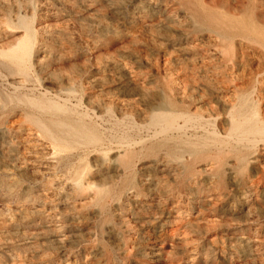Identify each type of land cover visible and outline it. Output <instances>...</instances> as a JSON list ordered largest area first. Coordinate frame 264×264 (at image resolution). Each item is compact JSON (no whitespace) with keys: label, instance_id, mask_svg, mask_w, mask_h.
I'll return each mask as SVG.
<instances>
[{"label":"rangeland","instance_id":"374dc122","mask_svg":"<svg viewBox=\"0 0 264 264\" xmlns=\"http://www.w3.org/2000/svg\"><path fill=\"white\" fill-rule=\"evenodd\" d=\"M204 12L264 31V0H0V264H264L263 144L254 150L257 162L226 179L212 172L210 160L185 156V169L161 152L120 149L147 137L152 112L169 109L191 125L202 118V127L177 120L186 136L215 132L211 141L218 142L229 128L222 102L256 96L264 49L241 38L222 41L194 21ZM13 53L21 64L9 59ZM237 86L243 90L234 94ZM60 120L82 122L103 141L58 151L36 122ZM123 173L137 179L126 185Z\"/></svg>","mask_w":264,"mask_h":264},{"label":"bare ground","instance_id":"6f19581e","mask_svg":"<svg viewBox=\"0 0 264 264\" xmlns=\"http://www.w3.org/2000/svg\"><path fill=\"white\" fill-rule=\"evenodd\" d=\"M138 1V0H137ZM179 1V0H178ZM224 1V0H223ZM226 1V0H225ZM247 1V0H246ZM252 1V0H251ZM261 1V0H260ZM90 2V1H89ZM107 2V1H106ZM153 2V1H152ZM176 2V1H175ZM190 2V1H189ZM188 2V4H189ZM197 2V1H196ZM199 2V0H198ZM163 3V2H162ZM181 3V2H179ZM201 3V2H200ZM204 3V2H203ZM226 3V2H225ZM232 3V2H231ZM262 3V2H261ZM106 4V3H105ZM117 4V3H116ZM121 4V3H120ZM133 4V3H132ZM137 4V3H135ZM141 4V3H140ZM144 4V3H143ZM158 4V3H157ZM195 4V3H194ZM199 4V3H198ZM205 4V3H204ZM229 4V3H228ZM112 5V4H111ZM138 5V4H137ZM151 5V3H150ZM251 5V4H250ZM258 5V4H257ZM118 6V5H117ZM197 6V5H196ZM208 6V5H207ZM211 6V5H210ZM216 6V5H215ZM232 6V5H231ZM240 6V5H239ZM247 6V5H246ZM139 7V6H138ZM184 8V6H181L180 8ZM188 7V6H186ZM191 7V6H190ZM190 7H188L190 9ZM237 7V6H236ZM250 7V6H249ZM254 7V6H253ZM257 7V6H256ZM166 8V7H165ZM197 8V7H196ZM221 8V7H220ZM227 8V7H226ZM243 8V7H242ZM245 8V7H244ZM247 8V7H246ZM251 8V7H250ZM104 9V8H103ZM141 9V8H139ZM160 9V8H159ZM185 9V8H184ZM200 9V8H199ZM235 9V7H234ZM240 9V8H239ZM238 9V10H239ZM248 9V8H247ZM246 9V11H247ZM85 10V9H83ZM146 10V9H145ZM153 10V9H152ZM155 10V9H154ZM241 10V9H240ZM86 11V10H85ZM132 11V10H131ZM180 11V10H179ZM199 11H202V10H199ZM198 11V13H199ZM227 11V10H226ZM78 12V11H77ZM157 12V11H156ZM182 12V11H181ZM186 12V11H185ZM192 12H194L192 10ZM207 12V10H206ZM212 12V11H211ZM222 12V11H221ZM229 12V11H228ZM243 12V11H242ZM248 12V11H247ZM158 13V12H157ZM156 13V14H157ZM187 13V12H186ZM238 13V12H237ZM249 13V12H248ZM255 13V12H254ZM262 13V11H261ZM193 14V13H192ZM191 14V15H192ZM224 14V13H223ZM250 14V13H249ZM253 14V13H252ZM132 15V14H131ZM162 15V14H161ZM248 15V14H247ZM264 15V14H263ZM167 16V15H166ZM198 16V15H197ZM196 16V19L198 18L200 20V22L207 26L209 28V30H211V32L214 33V35H216L218 38H220L222 41H230L231 39L233 38H241V39H244V40H247V41H251L255 44L253 45H256L258 44L262 49H264V31H262L261 29H259L258 27L254 26L252 23H244L242 21H239L238 19L236 20L235 18L234 19H228V18H216L214 16H211V15H208L206 14L205 12L202 13V14H199V16L197 17ZM228 16V15H227ZM252 16V15H250ZM161 17V16H160ZM219 17V16H218ZM230 17V16H229ZM256 17V16H255ZM163 18V17H162ZM166 18V17H164ZM253 18V17H252ZM20 19V18H19ZM160 19V18H159ZM180 19V18H179ZM197 20H194L196 22H199ZM250 19V17H249ZM24 20V19H23ZM158 20V19H157ZM257 20V19H256ZM28 22V20H26ZM193 21V23H194ZM17 22V21H16ZM26 22V23H27ZM165 22V21H164ZM195 22V23H196ZM260 22V21H259ZM186 23V22H185ZM188 23V22H187ZM186 23V24H187ZM255 23V22H254ZM22 24V23H21ZM28 24V23H27ZM33 24V23H32ZM180 24V23H179ZM183 24V23H182ZM180 24V25H182ZM256 24V23H255ZM11 25V23H10ZM23 25V24H22ZM31 25V24H30ZM177 25V24H176ZM198 25V24H197ZM21 26V25H19ZM154 26V25H153ZM166 26V25H164ZM168 26V25H167ZM194 26V25H193ZM200 26V25H199ZM20 28V27H19ZM23 28V27H22ZM29 28V27H28ZM32 28V27H31ZM85 28V27H84ZM88 28V27H87ZM168 28V27H167ZM103 29V28H102ZM133 29V28H132ZM152 29V28H151ZM156 29V28H155ZM154 29V30H155ZM158 29V28H157ZM183 29V28H182ZM205 31L207 30V28H204ZM92 30V29H91ZM90 30V31H91ZM134 30V29H133ZM145 30V29H144ZM170 30V29H169ZM188 30V29H187ZM208 30V31H209ZM28 31V29H27ZM98 31V30H97ZM140 31V30H139ZM146 31V30H145ZM148 31V30H147ZM152 31V30H151ZM31 32V31H30ZM34 32V31H33ZM95 32V31H94ZM101 32V31H100ZM155 32V31H154ZM165 32V31H164ZM173 32V31H172ZM26 36V32H24ZM28 33V32H27ZM41 33V32H40ZM142 33V31H141ZM168 33V32H167ZM197 33V32H196ZM31 34V33H30ZM140 34V32H139ZM165 34V33H163ZM162 34V35H163ZM187 34V33H186ZM212 34V33H210ZM101 35L103 36V34L101 33ZM110 35V34H109ZM138 35V34H137ZM141 35V34H140ZM158 35V34H157ZM161 35V37H162ZM209 35V34H208ZM32 36V35H31ZM35 36V35H34ZM99 36V35H98ZM165 36V35H164ZM163 36V37H164ZM167 36V35H166ZM210 36V35H209ZM95 37V36H94ZM25 38V37H24ZM33 38V37H32ZM167 38H169L167 36ZM172 38V37H171ZM206 38V37H205ZM35 39V38H34ZM216 39V38H215ZM32 40V39H31ZM164 40V39H163ZM171 40V39H170ZM213 40V39H212ZM220 41V40H219ZM233 41V40H232ZM236 41V40H235ZM25 42V41H24ZM39 42V41H38ZM231 42V41H230ZM246 42V41H245ZM27 45H28V42L26 41ZM162 43V42H161ZM164 43V42H163ZM162 43V44H163ZM194 43V42H193ZM205 43V42H204ZM210 43H211V40H210ZM218 43V42H217ZM232 43V42H231ZM237 43V42H236ZM196 44V42H195ZM208 44V43H207ZM221 44V43H220ZM37 45V44H36ZM159 45V44H158ZM203 45V44H202ZM206 45V44H205ZM215 45V44H214ZM219 45V44H218ZM35 46V45H34ZM201 46V45H199ZM204 46V45H203ZM230 46V45H229ZM27 47V46H26ZM33 47V46H31ZM190 47V46H189ZM202 47V46H201ZM247 47V46H246ZM259 47V48H260ZM20 49H22L21 47H19ZM158 48H160L158 46ZM191 48V47H190ZM198 48V47H197ZM200 48V47H199ZM249 48H252V47H249ZM258 48V47H257ZM31 49V48H30ZM28 48V50H30ZM179 49V48H178ZM193 49V47H192ZM196 49V48H195ZM229 49V48H228ZM255 49V48H254ZM23 50V49H22ZM160 50V49H158ZM163 50V49H162ZM184 50V49H183ZM220 50V49H219ZM257 50V49H256ZM261 50V49H260ZM33 51V50H32ZM39 51V50H38ZM161 51V50H160ZM188 51V50H187ZM235 51V50H234ZM233 51V52H234ZM244 51V50H243ZM262 51V50H261ZM12 52V51H10ZM189 52V51H188ZM242 52V51H241ZM245 52V51H244ZM249 52V51H248ZM166 53V52H165ZM180 53V52H179ZM213 53V52H211ZM240 53V52H238ZM263 53V52H262ZM9 54V53H8ZM32 54V53H30ZM34 54V53H33ZM168 54V53H167ZM177 54L176 52L174 53V55ZM214 54V53H213ZM212 54V55H213ZM227 54V53H226ZM248 54V53H247ZM4 55V54H3ZM165 55V54H164ZM163 55V56H164ZM236 55V53H235ZM1 56V55H0ZM23 56V55H22ZM31 56V55H30ZM203 56V55H202ZM225 56V55H224ZM240 56V55H239ZM251 56V55H250ZM3 57V56H2ZM29 57V56H28ZM27 57V58H28ZM20 55L18 53H13L11 58V60H15L16 63L21 64V59H20ZM161 58V57H160ZM184 58V57H183ZM246 58V56L244 57ZM253 58V57H252ZM251 58V59H252ZM260 58V57H259ZM33 59V58H32ZM39 59V58H38ZM172 59V58H171ZM176 59V58H175ZM181 59V58H180ZM178 59V60H180ZM190 59V58H189ZM214 59V58H212ZM227 59V58H226ZM243 59V57H242ZM248 59V58H247ZM246 59V60H247ZM258 59V58H257ZM7 60V59H6ZM25 60V59H24ZM209 60V59H208ZM217 60V59H216ZM220 60V58H219ZM259 60V59H258ZM9 61V60H7ZM6 61V63H7ZM27 61V60H26ZM163 61V60H162ZM166 61V59H165ZM174 61V60H173ZM177 61V60H176ZM184 61V60H183ZM218 61V60H217ZM221 61V60H220ZM248 61V60H247ZM28 62V61H27ZM180 62V61H179ZM219 62V61H218ZM216 62V63H218ZM244 62H245V59H244ZM5 63V62H4ZM9 63V62H8ZM172 63V62H171ZM177 63V62H176ZM202 63V62H201ZM215 63V64H216ZM230 63V62H229ZM252 63V62H251ZM13 64V63H12ZM169 64V63H168ZM186 64V63H184ZM202 64H205V63H202ZM207 64V63H206ZM214 64V63H213ZM7 65V64H6ZM10 65V63H9ZM14 65V64H13ZM33 65V64H32ZM166 65V63H165ZM193 65V63H192ZM196 65V63H195ZM236 65V64H235ZM253 65H257L256 63L253 64ZM12 66V65H11ZM176 66V65H174ZM191 66V65H190ZM221 66V65H220ZM219 66V68H220ZM225 66V65H224ZM251 66V65H250ZM264 66V65H263ZM10 67V66H8ZM24 67V66H23ZM30 67V66H29ZM226 67V66H225ZM229 67V66H228ZM260 67V66H259ZM28 68V67H27ZM176 68V67H175ZM208 68V67H207ZM216 68V66L214 67ZM213 68V70H214ZM237 68V67H236ZM13 69V68H12ZM124 69V68H123ZM179 69V68H178ZM217 69V68H216ZM242 69V68H241ZM264 69V68H263ZM14 70V69H13ZM29 70V69H28ZM27 70V71H28ZM220 70V69H219ZM218 70V71H219ZM251 70V69H249ZM15 71V70H14ZM18 71V69H17ZM16 71V72H17ZM25 70H23L24 72ZM224 71V70H222ZM260 71V70H259ZM12 73V72H11ZM22 73V72H21ZM27 73V72H26ZM25 73V74H26ZM185 73V72H184ZM216 73V71H215ZM214 73V74H215ZM220 73V72H218ZM230 73H234L233 72H230ZM240 73V72H239ZM244 73V72H243ZM258 73V72H257ZM255 73V74H257ZM242 74V73H241ZM247 74V73H246ZM251 74V72H250ZM17 75V74H16ZM171 75V74H170ZM173 75V74H172ZM176 75V73H175ZM230 75V74H229ZM237 75V74H235ZM262 75V74H261ZM30 76V75H29ZM33 76V75H32ZM169 76V75H168ZM174 76V75H173ZM178 76V75H177ZM223 76V75H222ZM245 76V75H244ZM247 76V75H246ZM252 75H250V78H251ZM254 76V75H253ZM259 74H257V76L255 75V80L259 78ZM263 76V75H262ZM22 77V76H21ZM186 77V76H185ZM197 77V76H196ZM205 77V75H204ZM264 77V76H263ZM167 78V77H166ZM172 78V77H170ZM198 78V77H197ZM200 78V77H199ZM203 78V77H202ZM206 78V77H205ZM208 78V77H207ZM222 78V77H220ZM224 78V77H223ZM246 78V77H245ZM249 78V77H248ZM174 79V77L172 78ZM185 79V78H183ZM210 79V78H209ZM225 79V78H224ZM23 80V78H22ZM171 80V79H170ZM182 81V85L184 84L183 83V80L180 79ZM204 80V79H203ZM213 81L215 79H212ZM223 80V79H222ZM222 80L218 81V82H221ZM230 80V79H228ZM24 81V80H23ZM168 81V79H167ZM179 81V80H178ZM238 81H240V79H238ZM28 82V81H27ZM180 82V81H179ZM178 82V83H179ZM198 82V81H197ZM202 82V81H201ZM205 82V81H204ZM208 82V81H206ZM210 82V81H209ZM216 82V81H215ZM225 82H226V79H225ZM223 82V83H225ZM234 82H235V79H234ZM242 82V81H241ZM248 82V81H247ZM259 82V81H257ZM25 83V82H24ZM167 83V82H166ZM176 83V81H175ZM187 83V82H186ZM171 84H173L171 82ZM180 84V83H179ZM200 84V83H199ZM209 84V83H208ZM206 83V86L208 85ZM219 84V83H218ZM236 84V83H235ZM244 86L245 83H243ZM251 84V83H250ZM177 85V83H176ZM191 85V84H190ZM215 85V84H214ZM220 85V84H219ZM121 86V85H120ZM165 86V85H164ZM185 86V85H184ZM183 86V87H184ZM193 86V85H191ZM197 86V85H196ZM212 86V85H211ZM227 86V85H225ZM240 86V85H239ZM235 87V91H234V94H238L239 91H242L243 89H238V87ZM244 86L241 85V87L243 88ZM125 87V86H124ZM186 87V86H185ZM223 87V86H222ZM192 88V87H191ZM194 88H195V85H194ZM208 87H206L205 89H207ZM224 88V87H223ZM221 88V89H223ZM247 88V87H246ZM123 89V88H122ZM127 89V88H126ZM170 89V88H169ZM196 89V88H195ZM202 89V88H201ZM210 89V88H209ZM208 89V91H210ZM211 89H214V88H211ZM220 89V88H219ZM234 89V88H233ZM257 89V88H256ZM174 90V89H173ZM183 90V88H182ZM193 90V89H192ZM253 90V88H252ZM255 90V89H254ZM257 94L255 97L251 96V95H244V94H238V98L237 100L235 101L234 104L230 105L229 101H223L222 102V107L225 108V110H229L227 113H226V116L229 118V128H228V131H227V134L225 136V138L223 140H220L218 142L216 141H211V138L215 136V132H207L205 131L204 132V136H200V137H197V136H186V134L184 133V127L179 126V124H177V120L178 119H183L185 120L184 121V125L183 126H186L188 124L191 125V122L190 120H186L185 116L183 113H178L177 110L175 111H170L169 110H165L163 113H160L158 111L157 112H152V116L151 118H149L148 120V124H149V130H151L149 133H147V137L143 140H140L139 142H134L130 140H126L124 145L121 146L120 149H124L125 153L129 152L128 155H133L135 154L136 151H130V148L133 149V146H138L139 148V152H143V154L145 153L147 156H159V153H163L164 156L172 161H178L179 164L182 165L183 168L187 169L189 167V163L187 162H183V158L185 156H187L188 158H190L192 161H199V160H210L212 162H215V167L213 168L212 172H215V174L219 175L220 177L223 176L225 177H232V172L233 170H237L239 171L240 173H242L246 167L248 166L249 162H252V163H255L257 162V159L253 156V153L255 152L254 150L256 148H258L257 146L259 144H263L264 145V81L261 80L259 82V89H257ZM44 91V90H43ZM75 91V90H74ZM164 91V90H163ZM166 91V90H165ZM178 91V90H177ZM230 91V90H229ZM200 92H203V91H200ZM216 92L217 89H216ZM254 92V91H253ZM251 92V93H253ZM47 93V92H46ZM49 93V91H48ZM179 92H177V95H178ZM185 93V92H184ZM222 93V92H221ZM225 93V92H224ZM249 93V94H251ZM255 93V92H254ZM45 94V93H44ZM73 94V93H71ZM182 94V93H181ZM205 94V93H204ZM226 94V93H225ZM230 94V93H229ZM75 95V94H73ZM122 95V94H121ZM126 95V94H125ZM231 95V94H230ZM233 95V94H232ZM254 95V94H253ZM39 96V95H38ZM51 96V95H50ZM165 96V94H164ZM183 96V95H182ZM191 96V95H189ZM218 96V95H217ZM228 96V95H227ZM169 97V96H168ZM167 97V98H168ZM172 97V96H171ZM185 97V96H184ZM195 97V96H193ZM220 97V96H219ZM219 97H217L219 99ZM231 97V96H230ZM11 98V97H10ZM17 98H19L17 96ZM22 98V97H21ZM54 98V97H53ZM122 98V97H121ZM120 98V99H121ZM124 98V97H123ZM122 98V99H123ZM154 98V96H153ZM170 98V97H169ZM183 98V97H182ZM197 98V97H196ZM195 98V99H196ZM227 98V97H226ZM55 99V98H54ZM118 99V98H117ZM190 99V98H189ZM200 99V98H199ZM217 99V100H218ZM20 100V99H19ZM126 100V99H125ZM124 100V101H125ZM128 100V99H127ZM152 100V99H151ZM157 100V99H155ZM172 100V99H171ZM183 100V99H182ZM185 100H186V97H185ZM198 100V99H197ZM211 100V99H210ZM54 101V100H52ZM59 101V100H58ZM122 101V100H121ZM180 101V100H178ZM188 102V100H186ZM195 101V100H194ZM207 101V100H206ZM219 101V100H218ZM31 102V101H30ZM68 102V101H67ZM70 102V101H69ZM151 102V101H150ZM198 102V101H197ZM196 102V104H197ZM204 102V101H203ZM189 103H192L189 102ZM194 103V102H193ZM212 103V102H211ZM219 103V102H218ZM51 104V103H50ZM69 104V103H68ZM175 104V103H174ZM181 104V103H180ZM199 104V103H198ZM203 104V103H202ZM201 104V105H202ZM214 104V103H212ZM256 104H258L259 106L256 107ZM115 105V104H114ZM184 105V104H183ZM215 105V104H214ZM66 106V105H65ZM70 106V105H68ZM77 106V105H76ZM79 106V105H78ZM122 106V105H121ZM125 106V105H124ZM213 106V105H212ZM216 106V105H215ZM17 107V106H16ZM19 107V106H18ZM22 107V106H21ZM82 107V106H81ZM157 107V106H156ZM168 107V106H167ZM182 107V106H180ZM179 107V108H180ZM198 107V106H197ZM203 107V106H202ZM211 107V106H210ZM208 107V109L210 108ZM217 107V106H216ZM221 107V108H222ZM27 108V107H25ZM73 108V107H72ZM170 108V107H168ZM193 108V107H192ZM196 108V107H195ZM206 108V107H205ZM204 108V111L206 110ZM214 108V107H213ZM31 109V108H30ZM51 109V108H50ZM54 109L59 112L62 116V114H66V110L62 109L61 107H57V106H54ZM53 109V111H54ZM182 109V108H180ZM197 109V108H196ZM194 111V110H193ZM203 111V112H204ZM213 111V110H212ZM217 111V110H216ZM108 112V111H107ZM116 112V111H115ZM206 112V111H205ZM214 112H215V109H214ZM58 113V114H59ZM87 113V112H86ZM84 113V114H86ZM118 113V112H117ZM200 114V113H199ZM206 114V113H205ZM204 114V116H205ZM207 114H210V113H207ZM35 115V114H34ZM97 115V113H96ZM109 114H107L108 116ZM150 115V113L148 114ZM216 115V114H215ZM83 116V115H82ZM86 116V115H85ZM95 116V115H94ZM93 116V117H94ZM106 116V117H107ZM112 116V115H110ZM189 116V115H188ZM192 116V115H191ZM32 117V116H31ZM104 117V116H103ZM113 117V116H112ZM126 117V116H125ZM192 117H195V116H192ZM207 117V116H206ZM218 117V116H217ZM223 117V116H222ZM43 118V117H42ZM41 118V119H42ZM88 118V117H86ZM122 118V117H121ZM124 118V117H123ZM122 118V119H123ZM129 118V117H128ZM205 118V117H204ZM209 118V117H207ZM216 118V117H215ZM100 119V118H99ZM200 119V118H199ZM214 119V118H213ZM112 120V119H110ZM109 120V121H110ZM114 120V119H113ZM118 120V119H117ZM124 120V119H123ZM122 120V121H123ZM130 120V119H129ZM201 120V121H200ZM196 124V126H200L202 127V118L200 119ZM43 121V120H42ZM91 121V120H90ZM116 121V120H115ZM132 121V120H130ZM205 121V120H204ZM209 121V120H207ZM215 121V119H214ZM218 121V119H217ZM216 121V122H217ZM99 122V121H98ZM194 122V121H193ZM211 122V121H210ZM221 122V120H220ZM223 122V121H222ZM37 123V127L40 128L41 132L48 138V140L52 143L51 145H54L55 146V149L58 150V151H64L65 150H68V149H74V148H79L80 147V150L82 149V147H89L92 146V147H96L97 145L100 144L101 141H103L102 139L100 140V137L96 136V134H91L92 132H90V130L83 126L82 125V122H77V123H71L69 121H56V122H49L48 124L46 123H40V122H36ZM121 123V122H120ZM118 123V124H120ZM124 123V122H123ZM131 124H135L133 121L130 122ZM142 123V122H141ZM206 123V122H205ZM208 123V122H207ZM102 124V123H101ZM122 124V123H121ZM127 124V122H126ZM194 124V125H195ZM104 125V124H102ZM136 125V124H135ZM193 125V123H192ZM191 125V126H192ZM193 125V126H194ZM219 125V124H218ZM218 125L216 126L217 128ZM88 126V125H87ZM98 126V125H97ZM125 126V125H124ZM195 126V127H196ZM206 126V124H205ZM215 126V125H214ZM222 126V125H220ZM33 127V126H32ZM100 127V126H99ZM103 127V126H101ZM110 127V126H109ZM140 127V126H139ZM194 127V128H195ZM105 128V126H104ZM207 128V127H206ZM209 128V127H208ZM207 128V129H208ZM212 128V127H211ZM127 129V127H126ZM133 129V128H131ZM130 129V130H131ZM190 129V127L188 128ZM220 129V128H219ZM119 130V129H118ZM142 130V129H141ZM186 130V128H185ZM198 130L201 131V129H199L198 127ZM37 132L39 130H36ZM105 131V130H104ZM103 131V132H104ZM193 131V130H192ZM210 131V130H209ZM214 131V130H213ZM110 132V131H109ZM144 132V131H143ZM146 132V131H145ZM221 133L223 131H220ZM41 133V134H42ZM94 133V132H93ZM96 133V132H95ZM102 133V132H101ZM106 133V131H105ZM114 133V132H113ZM121 133V132H120ZM187 133V132H186ZM195 133V132H194ZM219 133V134H221ZM40 134V133H39ZM107 134V133H106ZM115 134V133H114ZM125 134V133H124ZM135 134V133H133ZM141 134V133H140ZM146 134V133H145ZM218 134V135H219ZM103 135V134H102ZM109 134H107L108 136ZM121 135V134H120ZM128 135V134H127ZM196 135V133H195ZM217 135V134H216ZM116 136V135H115ZM124 136V135H123ZM129 136V135H128ZM120 137V136H119ZM118 137V138H119ZM218 137V136H217ZM220 137V136H219ZM122 138V137H121ZM124 138V137H123ZM128 138V137H127ZM126 138V139H127ZM42 139V138H41ZM105 139V138H104ZM120 139V138H119ZM221 139V138H220ZM46 140V139H45ZM108 140V139H107ZM136 140V139H135ZM219 140V139H218ZM48 141V142H49ZM109 141V140H108ZM49 142V143H50ZM110 142V141H109ZM112 142V141H111ZM115 143V142H114ZM123 143V142H122ZM50 145V146H51ZM102 145V144H101ZM100 145V146H101ZM99 146V147H100ZM103 146L106 147V145L103 144ZM114 146V145H113ZM53 147V146H52ZM98 147V146H97ZM101 148V147H100ZM99 148V149H100ZM109 149V148H108ZM259 149V148H258ZM257 149V150H258ZM88 150V149H87ZM86 150V151H87ZM92 150V149H90ZM101 150V149H100ZM99 150V151H100ZM107 150V148H106ZM113 150V149H112ZM57 151V152H58ZM75 151V149L73 150ZM72 151V152H73ZM78 151V150H77ZM110 151V150H109ZM63 152V153H64ZM93 152V150H92ZM120 152V151H119ZM139 152H136V153H139ZM257 152V151H256ZM261 152V151H259ZM51 153V152H50ZM82 153V152H81ZM89 154H91L90 152H87ZM86 153V154H87ZM112 153V152H111ZM114 153V152H113ZM117 154V152H115ZM52 154V153H51ZM60 154V153H59ZM65 154V153H64ZM106 154V153H105ZM58 155V154H57ZM56 155V156H57ZM61 155V154H60ZM69 155V154H68ZM85 155V154H84ZM127 155V156H128ZM140 155V154H139ZM161 155V154H160ZM55 156V155H54ZM55 156V157H56ZM106 156V155H105ZM122 156V155H120ZM116 157V156H115ZM66 158V157H65ZM103 158V157H102ZM105 158V157H104ZM113 158V157H112ZM144 158V157H143ZM146 158V156H145ZM150 158V157H149ZM158 158V157H157ZM160 158V157H159ZM262 158V157H261ZM260 158V160H261ZM264 158V157H263ZM123 160L126 161V157L123 156L122 157ZM186 159V158H185ZM109 160V159H108ZM138 160V159H137ZM145 160V159H144ZM150 160V159H148ZM229 160L231 161H234V166L233 168H230V162ZM97 161V160H96ZM125 161H123V165L125 163ZM157 161V160H156ZM168 161V160H167ZM204 161V162H205ZM264 161V160H263ZM150 162V161H149ZM58 163V161H57ZM118 163V161H117ZM114 164V163H113ZM119 164V163H118ZM130 164L131 162H128L127 163V166L124 168L125 172H128L130 171L129 168H130ZM138 164V163H137ZM84 165V164H83ZM82 165V166H83ZM102 165V164H101ZM100 165V166H101ZM108 165V164H107ZM111 165V164H110ZM133 165V164H132ZM150 165V164H149ZM152 165V164H151ZM157 165V164H156ZM168 165V164H167ZM166 165V166H167ZM208 165V164H207ZM254 165V164H253ZM116 166V165H115ZM138 166V165H137ZM201 166V165H200ZM81 167V166H80ZM146 167V166H145ZM145 167H143L142 169H144ZM148 167V166H147ZM164 167V165H163ZM195 167V166H194ZM83 168V167H81ZM80 168V169H81ZM98 168V167H97ZM107 168V167H106ZM196 168V167H195ZM137 169V168H136ZM164 169V168H163ZM193 169V168H192ZM205 169H207L205 167ZM248 169V167H247ZM78 170V169H77ZM133 170V169H132ZM159 170V168H158ZM195 170V169H193ZM253 170V169H252ZM79 171V170H78ZM197 171V169H196ZM208 171V170H207ZM89 172V171H88ZM134 172V171H133ZM81 173V171L79 172ZM85 174L86 171H84ZM117 173V172H116ZM137 173V172H136ZM178 173V172H177ZM207 173V172H206ZM237 173V172H236ZM75 174V173H74ZM84 174V175H85ZM124 174V173H123ZM252 174V173H251ZM83 175V176H84ZM135 175V174H134ZM166 175V174H165ZM237 175V174H236ZM89 176V175H88ZM111 176V175H109ZM124 176L126 177V185H128L133 179L131 178L132 177V173H129V175L127 176V174H124ZM137 176V175H136ZM163 176V175H162ZM170 176V174H169ZM175 176V175H174ZM192 176V175H191ZM247 176V175H246ZM252 176V175H251ZM104 177V176H103ZM164 177V176H163ZM166 177V176H165ZM198 177V176H197ZM218 177V176H217ZM245 177V176H244ZM187 178V177H186ZM191 178V177H190ZM235 178V177H233ZM250 178V177H249ZM74 179V178H73ZM71 179V180H73ZM102 179V178H101ZM109 178H107L108 180ZM111 179V178H110ZM109 179V181H110ZM137 179V178H135ZM135 179L133 181H135ZM162 179V178H161ZM168 179V178H167ZM193 179V178H192ZM199 179V177H198ZM201 179V178H200ZM220 179V178H219ZM241 179V178H240ZM103 180V179H102ZM105 180V179H104ZM191 180V179H190ZM209 180V179H208ZM236 180V179H235ZM238 180V179H237ZM123 181V180H122ZM121 181V182H122ZM175 181V180H174ZM173 181V182H174ZM224 181V180H223ZM242 181V180H241ZM214 182V181H213ZM216 182V181H215ZM81 183V182H80ZM99 183V182H98ZM97 183V184H98ZM114 183V182H112ZM117 183V182H116ZM132 183V182H131ZM149 183V182H148ZM82 184V183H81ZM96 184V183H95ZM139 184V183H138ZM207 184V183H206ZM205 184V185H206ZM223 184V183H222ZM232 184V183H231ZM83 185V184H82ZM94 185V184H93ZM114 185V184H113ZM125 185V184H124ZM133 185V184H131ZM141 185V184H140ZM221 185V184H220ZM224 185V184H223ZM102 186V185H101ZM123 186V185H122ZM184 186V185H183ZM83 187V186H82ZM113 187V186H112ZM233 187V186H232ZM116 188V186H115ZM231 188V187H229ZM100 189V188H99ZM105 189V188H104ZM125 189V188H124ZM128 189V188H127ZM126 189V190H127ZM144 189V188H143ZM257 189V188H256ZM76 190V189H75ZM223 190V189H221ZM225 190V189H224ZM107 191V190H106ZM121 191V190H120ZM123 191V190H122ZM129 191V190H128ZM264 191V189H263ZM76 192V191H75ZM116 192V191H115ZM146 192V191H145ZM77 193V192H76ZM81 193V191H80ZM104 193V192H103ZM119 193V192H118ZM149 193V192H148ZM106 195V193H104ZM142 194V193H141ZM113 195L114 192H113ZM104 197V195H102ZM100 196V197H102ZM117 196V195H116ZM249 196V195H248ZM106 197V196H105ZM261 198V197H260ZM264 198V197H263ZM261 198V199H263ZM99 199V198H98ZM121 199V198H120ZM119 199V200H120ZM131 199V198H130ZM256 199V198H255ZM97 200V199H96ZM111 200V198H110ZM124 200V199H123ZM141 200V199H140ZM131 201V200H130ZM133 201V200H132ZM142 201V200H141ZM110 202V201H109ZM135 202V201H134ZM97 203V202H96ZM119 203V202H118ZM125 203V202H124ZM210 204V203H209ZM250 205V204H249ZM196 206V205H195ZM107 207V206H106ZM248 207V206H247ZM204 208V207H202ZM159 209V208H158ZM198 211V210H196ZM200 212V211H199ZM238 212V211H237ZM243 212V211H242ZM245 212V211H244ZM246 213V212H245ZM185 215V213H184ZM232 216V215H231ZM194 217V216H193ZM163 218V217H162ZM213 225V224H212ZM181 234V233H180ZM149 246V245H148ZM253 246V245H252ZM147 247V245H146ZM153 247V246H152ZM159 247V246H158ZM155 248V247H154ZM151 249V248H150ZM149 254V253H148Z\"/></svg>","mask_w":264,"mask_h":264}]
</instances>
